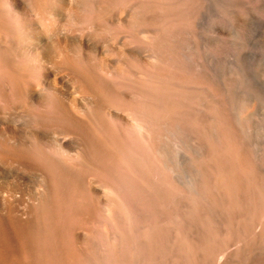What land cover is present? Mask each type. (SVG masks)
Returning a JSON list of instances; mask_svg holds the SVG:
<instances>
[{
	"label": "rangeland",
	"instance_id": "rangeland-1",
	"mask_svg": "<svg viewBox=\"0 0 264 264\" xmlns=\"http://www.w3.org/2000/svg\"><path fill=\"white\" fill-rule=\"evenodd\" d=\"M158 4L136 57L85 51L90 64L120 74L118 89L143 91L149 109L141 114L134 100L99 91L94 224L83 201L61 231L49 230L42 216L0 215V264H264V0ZM68 50L78 55L76 47ZM163 103L175 106L170 120L155 112ZM85 116L87 139L92 125ZM121 117L129 118L131 136ZM109 158L129 167L143 161L152 229L142 243L121 182L105 167ZM106 193L116 214L102 200Z\"/></svg>",
	"mask_w": 264,
	"mask_h": 264
},
{
	"label": "bare ground",
	"instance_id": "bare-ground-1",
	"mask_svg": "<svg viewBox=\"0 0 264 264\" xmlns=\"http://www.w3.org/2000/svg\"><path fill=\"white\" fill-rule=\"evenodd\" d=\"M157 5L158 0H32L31 11L24 0H0V215L42 216L49 230L61 231L68 226L64 220L70 213H77L83 201L89 206L94 224L102 157L94 131L99 93L107 90L113 96L130 98L141 114L146 110V96L139 89L122 92L118 88L124 85L116 80L120 74L115 77L112 75L115 69L90 64L85 51L93 47L99 54L136 57L147 42L149 10ZM124 26L133 27V34ZM70 46L78 49L77 56L70 54ZM66 88L73 89L72 99ZM2 102L9 106H3ZM85 103L91 113H87ZM174 111L171 103L155 108L158 115L168 120ZM85 115L93 128L92 131L89 128L87 139L81 128ZM121 119L123 131L129 135V118ZM110 160L104 165L113 180L121 182L124 199L135 216V233L142 243L151 228L146 222L148 199L143 161L136 160L129 167ZM104 195L103 202L116 214L114 199L108 193ZM138 253L142 255L143 250Z\"/></svg>",
	"mask_w": 264,
	"mask_h": 264
},
{
	"label": "clouds",
	"instance_id": "clouds-1",
	"mask_svg": "<svg viewBox=\"0 0 264 264\" xmlns=\"http://www.w3.org/2000/svg\"><path fill=\"white\" fill-rule=\"evenodd\" d=\"M28 9L32 11V0H24Z\"/></svg>",
	"mask_w": 264,
	"mask_h": 264
}]
</instances>
